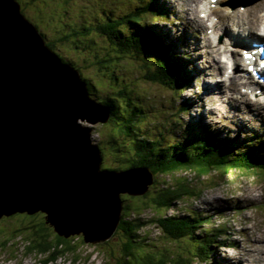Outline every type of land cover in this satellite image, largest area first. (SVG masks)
I'll return each mask as SVG.
<instances>
[{"label":"rangeland","instance_id":"1","mask_svg":"<svg viewBox=\"0 0 264 264\" xmlns=\"http://www.w3.org/2000/svg\"><path fill=\"white\" fill-rule=\"evenodd\" d=\"M15 1L20 12L28 17L38 33L44 36V41L47 37L55 52L75 65L81 75L88 78L87 81L98 87L95 88L97 92H91L94 98L101 101L100 98L113 94L118 87L122 91L125 90L122 95L125 99L130 98L135 105L140 106L142 113L136 117V126H132L133 137L147 134L165 144L173 138L180 139L181 131L189 126L196 131L210 128L218 131L220 136L238 140L246 138L244 134L247 133L248 136L253 130L264 138V106L260 111H256L248 110L247 106L238 108L233 105L240 104L239 98L243 94L249 99V104H252V95L240 88L234 90L235 84L239 82L238 78L234 82L230 79L233 75L230 57L233 55L240 58L234 39L238 35L243 36L242 29L234 27L231 23L217 28L209 27L210 29H206V35L216 46H206L205 35L201 30L194 24L189 25L193 15L180 13L178 0H158L168 9L169 19L166 20L165 14L159 18L146 15L143 22L158 27L160 36H164L166 41H176L177 49L173 53L178 57L189 54L185 58L191 80L182 92H174L169 89V85L165 86L150 79V59L144 60L135 54L118 52L105 35L95 30L96 23L111 20L131 10V7L137 4L135 0ZM256 1L258 0L254 2ZM254 2L241 4L226 0L225 4L230 5V9L244 14L247 6ZM205 22L211 25L215 23V18L210 16ZM130 26L132 29L137 28L136 25ZM215 48L226 52L218 59L212 60L210 54ZM213 72L216 73L215 77ZM217 78L219 79L216 80ZM216 82L219 83V88H215ZM206 89L216 92L218 97L212 99L211 96H206ZM182 103H188L190 109L179 110ZM81 122L91 128L90 142L97 145L102 152L104 163L101 166L107 167L109 164L116 168L124 167L126 158H130L131 137L123 133L117 134V128L110 122ZM108 140L111 142H108L107 147ZM114 141L116 143H113ZM117 145L120 149L115 157ZM123 152L125 155L121 157ZM166 185L184 196L188 189L193 191L192 195L179 199L176 205L168 210V215H182L193 211L201 215H212L204 226L209 231L199 230L200 238L208 237L215 242L211 248L212 264H252L244 258L243 252L257 250L259 244L254 241V237L264 232V176L243 170H232L228 173L214 171L207 176H199L197 173L195 175L192 170L179 171L172 175H157L153 185H150L149 196L143 199L128 197L122 203L121 214H128L130 218L139 216L144 220H149L158 213L164 214L163 208L152 204L151 197ZM41 217L15 214L13 217L0 219V264H43L42 260L49 254L27 248L28 240L36 238L35 242L40 241L44 232V238L52 244L55 243V232L49 225L45 231ZM216 234L221 235V238H214ZM80 237L81 235L68 237L73 249L60 253L54 261L45 264H124L123 255L120 254L124 242L122 232H115L105 244L86 243ZM138 238L141 248H134V256L130 257L131 264H142L143 255L146 253L142 249L156 251L159 256L167 255L162 257L166 260L164 264H203L191 254L195 239L174 241L151 222L139 229ZM6 241L8 242L5 243Z\"/></svg>","mask_w":264,"mask_h":264},{"label":"water","instance_id":"2","mask_svg":"<svg viewBox=\"0 0 264 264\" xmlns=\"http://www.w3.org/2000/svg\"><path fill=\"white\" fill-rule=\"evenodd\" d=\"M109 117L17 2L0 0V219L40 212L58 236L109 240L120 195L144 194L154 179L149 168L100 169L101 151L81 121Z\"/></svg>","mask_w":264,"mask_h":264},{"label":"trees","instance_id":"3","mask_svg":"<svg viewBox=\"0 0 264 264\" xmlns=\"http://www.w3.org/2000/svg\"><path fill=\"white\" fill-rule=\"evenodd\" d=\"M163 10V5H161L158 0H138V4L135 6L133 5L131 10L119 15L117 18L114 17L111 20L107 19L96 23L95 30L105 35L118 52L128 53L129 55L135 54L144 60L150 59L151 74H148L150 79L165 86L169 85V89L174 92H182L185 85L190 81V73L187 70L186 59L184 56L178 57V55L173 53L176 51L177 45L174 44L173 46L170 42L166 41L164 36H160V29L158 27H152L143 22L146 15L158 18L163 16ZM25 18L28 19L26 16ZM130 24L136 25L137 28L132 29ZM39 34L44 38L40 32ZM45 44L49 48H53L52 42H49L47 37ZM55 54H57L62 61L68 62L67 59H64L59 53L55 52ZM68 63L73 69L79 72V70L75 68V65L71 62ZM147 68L149 69V65ZM79 77L85 82L89 97L98 103L101 102L110 110L108 121L100 124L108 122L113 123L115 129L117 128V134L123 133L131 137V144L129 146L130 158H126L125 166L121 165L124 167L120 168V166H118L116 168L108 164L107 167L101 166V170L122 171L137 167L149 168L151 172H153V183L157 175H172L175 172L185 170H192L195 175L197 173L199 176H207L214 171L228 173L231 170L252 171L264 176V138L258 134V132L252 130V134L247 136L246 133L244 134L246 138L238 140L220 136L218 131L210 130V128H201L196 131L188 126L184 127V131H181L182 137L180 139L176 140V138H173L169 143L165 144L147 134L133 137L131 135L132 126H136V117L142 113L140 106L135 105L130 98L125 99L122 96L125 90L122 91L118 87L116 91L113 89V94L106 95L105 98H100L101 101H99L94 98L91 93L97 92L95 88L98 87L93 82L87 81L86 79L88 78H86L85 75H81L80 72ZM188 108L190 107L187 106L186 103H182L179 110L183 111ZM185 128H187V130H185ZM108 142H111V140L106 141V145ZM113 143L116 142L114 141ZM108 146L109 145H107V147ZM119 149L120 147L117 145L115 157L118 155L117 151ZM124 155L125 152L121 154V157ZM103 163L102 158L101 165H103ZM180 179L181 177L179 181ZM153 183L151 185H153ZM179 183L177 187L180 186ZM148 188H150V186ZM188 190L186 195H192L193 191L190 189ZM122 195L123 194L120 195V199L123 203L128 197L143 199L149 196V193L148 190L141 195H130L126 193L123 195L125 198H123ZM185 196L171 186L166 185L151 197L152 204L157 208H163L164 214L158 213L149 220H144L139 216L130 218L128 214H121V219L115 232H122L124 237L120 252V254L123 255L124 264H131L130 257L134 256V248L137 246L140 247L138 231L149 222L156 224L164 234L168 235V237L174 241L180 239H195L193 251H191L194 259L199 260L200 263L203 264L213 263L211 248L215 242L208 237L200 238L201 231H199L200 229L206 232L209 231L204 228V226L212 218V215H201L196 211L182 215L174 213L171 215L167 214L168 210L174 207L176 205L175 203ZM14 215L9 217H13ZM43 215L44 214L38 212L31 216H42L41 220L44 221ZM47 227V224L44 223L45 231ZM44 234L40 241L35 242L36 238L28 240L29 245L27 246L30 250L49 254L42 260L43 264L48 261L52 262L60 253L73 249L69 239L56 234L55 243L52 244L49 240L44 238ZM216 235L217 236H214V238L217 240L221 238V235ZM80 238L83 240L82 235ZM7 242L8 241L5 243ZM63 244L65 245L64 247ZM220 245L222 246L223 244ZM142 251L146 252L142 258V264H164L166 262L162 257L167 255L161 254L159 256L156 251L150 252L144 249H142Z\"/></svg>","mask_w":264,"mask_h":264},{"label":"bare ground","instance_id":"4","mask_svg":"<svg viewBox=\"0 0 264 264\" xmlns=\"http://www.w3.org/2000/svg\"><path fill=\"white\" fill-rule=\"evenodd\" d=\"M223 1L224 0H217L216 3H215V8L213 9V11L218 15V21H217V23H222V25H225V22L229 21V22L232 23V25L234 27L236 26L239 29H242L241 34L243 36L240 35L235 40L238 43V46L239 47H240V45H243V44H249L252 41L253 42L254 41L255 42L264 41V26H263V23H264V15H259L260 13L258 14V11L260 9L263 10V8H264V0H258L256 2H254L253 4H255V5H253V4H251V6L248 5L247 6L246 13H244V14L243 13L242 14L241 13H237L238 11L236 12L234 10H229L225 6H219V4L221 2H223ZM135 2L138 4V1L137 0H135ZM177 2H178V6L180 8V13L182 15H187V14L193 15L191 17L192 19L189 21V25H191V24L196 25L197 26V29L201 30L202 33L205 35V25H204V22H203V20L198 19V8H197V5L200 4L199 1L198 0H178ZM242 3H246V2L243 1ZM207 4H209V2H207ZM217 4H218V6H217ZM228 25H230V24L228 23ZM123 26H125V25H123ZM215 31H217V30H215ZM136 36H138V35H136ZM204 38H205V41H206V43H205L206 46H216V45L211 44L206 37H204ZM241 49H243V48H240V50ZM220 54H221V51L219 50V48H215V49H213L211 51V54L210 55L212 56V58H217ZM237 54H238V52H237ZM187 55H189V54H186L185 56H187ZM239 62L241 63L242 62V59L241 58H238L237 56L235 58H233V60H232V63L240 64ZM240 65H242V64H240ZM254 67H255V64H254ZM215 76H216V73L213 72V77H215ZM230 79L232 80V82H234L236 80V76L235 75H232L230 77ZM244 83H247V81L244 80ZM218 85H219V83L216 82L214 84L215 88H219ZM232 87H233V84H232ZM245 88L248 89V87H246V86H245ZM235 89H237V88L235 87ZM205 91H206V92H204L205 95L206 96H211L212 99L218 97V95L216 94V92L212 91L211 89H206ZM247 94H251V93L249 91H247ZM243 95H241L240 98H239L240 104L239 103H234L233 105H237L238 108H243L244 106H247L248 110L253 109V110H256V111H260L261 108H263V106H264V101L263 100H261V99H255V101H252V104H249V99H247V97L246 96H243ZM262 95L264 96V92H263ZM250 102H251V100H250ZM149 189L150 188H147L148 192H149ZM254 241L257 244H259V248L257 250H255V251L247 250V251L243 252L244 253L243 256H244V258L246 257L248 259V261H250L252 264H264V232L261 235L255 236L254 237ZM230 264H231V262H230Z\"/></svg>","mask_w":264,"mask_h":264},{"label":"snow or ice","instance_id":"5","mask_svg":"<svg viewBox=\"0 0 264 264\" xmlns=\"http://www.w3.org/2000/svg\"><path fill=\"white\" fill-rule=\"evenodd\" d=\"M245 55L247 56V55H248V53H245Z\"/></svg>","mask_w":264,"mask_h":264}]
</instances>
